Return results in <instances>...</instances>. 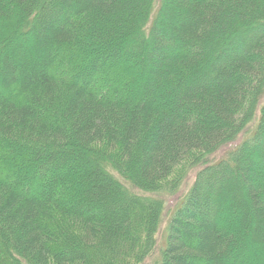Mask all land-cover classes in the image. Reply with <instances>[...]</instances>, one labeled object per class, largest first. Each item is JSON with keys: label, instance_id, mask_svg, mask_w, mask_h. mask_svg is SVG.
Listing matches in <instances>:
<instances>
[{"label": "trees", "instance_id": "1", "mask_svg": "<svg viewBox=\"0 0 264 264\" xmlns=\"http://www.w3.org/2000/svg\"><path fill=\"white\" fill-rule=\"evenodd\" d=\"M155 2L0 0V264H140L195 167L159 264L264 253V0Z\"/></svg>", "mask_w": 264, "mask_h": 264}, {"label": "rangeland", "instance_id": "2", "mask_svg": "<svg viewBox=\"0 0 264 264\" xmlns=\"http://www.w3.org/2000/svg\"><path fill=\"white\" fill-rule=\"evenodd\" d=\"M158 4H159V0H156L153 14L158 8ZM3 27H4V24L0 23V30H2ZM14 34H10L9 38L3 42L2 47L0 48V58L6 53L8 55L12 53L14 51V48H16L17 44L22 45V44H26L29 42V40L26 41L25 38H23L21 35H18L19 37L18 36L16 37V35ZM133 69L134 71L137 72L136 67L133 66ZM60 74L61 75L65 74V69L60 70ZM136 83L138 85V83L140 84V81L137 80ZM0 143H3V142L0 141ZM19 146L20 145L18 144L16 145V142L8 145V147L12 150L13 148H16V149L17 147L19 148ZM222 154L223 153H220V154L218 153V156L216 157L214 156L215 157L214 161H216ZM11 162L13 161L11 160ZM211 162H213V160ZM198 169H200V167H195L194 170L189 172L186 175V177L182 179V181L178 180L177 182L180 181L178 185H176L175 183L170 184L169 186H171L172 188L171 190L169 189V191L157 192L153 194H147L143 192L140 193L142 195L150 197L151 201H156V204L159 206V213L157 216L158 225H157L155 234H153V238H154L153 240L155 241V247L152 250V252L149 254V256H147L140 264H159L160 254L162 253L163 249L166 246V239H167V234H168V231H167L168 223L171 217L174 215V212L182 204V201L184 200L190 188L192 187V184L194 182L195 175ZM68 173L69 172H66V174ZM131 190L136 191V189H132V188ZM241 221L243 225L241 224ZM250 222H251L250 218H248V216L243 214V216H241V220L239 218L234 219V220H229V222L227 223V228H230L229 230H232V229L235 230L240 227V230L238 231L243 232V234H241L239 238H242L243 240L244 236L249 237L247 227L250 228V225H251ZM240 225H242V228ZM250 241H249L250 248L244 250L247 256V260L245 264H261V261L264 260V253L260 252L259 249L254 248L255 245H253L252 242Z\"/></svg>", "mask_w": 264, "mask_h": 264}]
</instances>
